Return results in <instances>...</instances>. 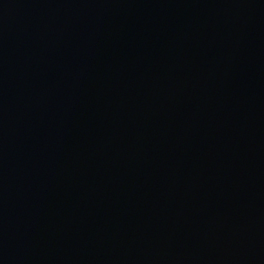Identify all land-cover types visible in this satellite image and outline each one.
Instances as JSON below:
<instances>
[{
    "label": "water",
    "instance_id": "95a60500",
    "mask_svg": "<svg viewBox=\"0 0 264 264\" xmlns=\"http://www.w3.org/2000/svg\"><path fill=\"white\" fill-rule=\"evenodd\" d=\"M0 264H264V0H0Z\"/></svg>",
    "mask_w": 264,
    "mask_h": 264
}]
</instances>
